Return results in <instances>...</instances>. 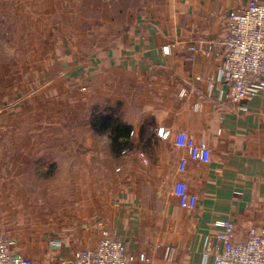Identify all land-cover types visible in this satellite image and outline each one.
Returning a JSON list of instances; mask_svg holds the SVG:
<instances>
[{"label": "crops", "instance_id": "0c3cea01", "mask_svg": "<svg viewBox=\"0 0 264 264\" xmlns=\"http://www.w3.org/2000/svg\"><path fill=\"white\" fill-rule=\"evenodd\" d=\"M248 1L0 0L1 32L56 35L43 50L66 51L39 92L67 94L74 79L86 88L75 141L67 124L52 125L53 140L31 130L29 143L22 125L0 124V233L18 254L73 264L106 230L131 264H212L217 221L235 224L234 242L264 225V95L237 116L217 81L226 15ZM93 110L130 128L124 149L113 153L108 132L92 129ZM200 141L207 163L186 151ZM40 142L44 155L23 157ZM178 181L184 197L173 193Z\"/></svg>", "mask_w": 264, "mask_h": 264}, {"label": "built area", "instance_id": "2783aa9c", "mask_svg": "<svg viewBox=\"0 0 264 264\" xmlns=\"http://www.w3.org/2000/svg\"><path fill=\"white\" fill-rule=\"evenodd\" d=\"M224 25L217 81L229 86L230 99L235 103L234 113L241 116L248 112V99L264 95V3L249 0L243 8L229 11ZM180 96H185L184 90ZM157 135L166 139L169 132L159 129ZM177 141L184 144L182 134H178ZM186 151L194 160L209 161V147L203 141L186 144ZM185 167L186 160L182 158L179 171L182 173ZM185 190L182 181L174 183V195L184 197ZM216 225L222 232L215 236L218 244L212 264H264V225L248 226L245 238L240 242L233 241L235 224L232 221H217ZM16 246L13 238L0 233V264H34L18 254ZM125 251L124 242L111 238L106 230H102L101 239L94 248L74 253L73 264H131L133 260ZM139 260L148 261L143 255Z\"/></svg>", "mask_w": 264, "mask_h": 264}, {"label": "rangeland", "instance_id": "374dc122", "mask_svg": "<svg viewBox=\"0 0 264 264\" xmlns=\"http://www.w3.org/2000/svg\"><path fill=\"white\" fill-rule=\"evenodd\" d=\"M27 31L26 34L31 32L24 30ZM4 33L0 31V124L22 125V140L28 143L30 135H35L36 131L41 136L39 141L47 138V135L48 140L56 139L52 136H56L57 128L52 125L67 124L71 129L70 140L75 141L78 138L75 130L79 125L77 105L79 97L86 93V88L83 85L77 86L74 79L65 85L69 88L67 94L60 90L39 92L45 84L43 82L51 79L48 75L54 69L53 66L66 53L58 49L43 50L46 44L57 46L60 43L59 37L14 35L8 27ZM28 143L27 147L22 148L23 157L44 155L48 149L43 142L32 148ZM72 148L73 145L70 153L75 150Z\"/></svg>", "mask_w": 264, "mask_h": 264}, {"label": "trees", "instance_id": "16d2710c", "mask_svg": "<svg viewBox=\"0 0 264 264\" xmlns=\"http://www.w3.org/2000/svg\"><path fill=\"white\" fill-rule=\"evenodd\" d=\"M111 119L109 115H96L93 110L91 114V127L97 134L108 132L111 149L113 153H116L126 147L124 137L130 128L121 122L115 121L111 123Z\"/></svg>", "mask_w": 264, "mask_h": 264}]
</instances>
